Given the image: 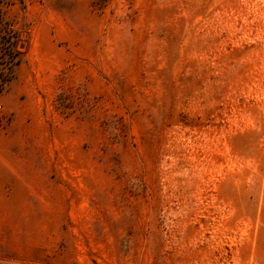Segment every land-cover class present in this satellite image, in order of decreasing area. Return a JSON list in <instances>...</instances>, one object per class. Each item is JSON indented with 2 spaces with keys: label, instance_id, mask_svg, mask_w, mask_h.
<instances>
[{
  "label": "rangeland",
  "instance_id": "rangeland-1",
  "mask_svg": "<svg viewBox=\"0 0 264 264\" xmlns=\"http://www.w3.org/2000/svg\"><path fill=\"white\" fill-rule=\"evenodd\" d=\"M10 72L0 264H264V0H0Z\"/></svg>",
  "mask_w": 264,
  "mask_h": 264
},
{
  "label": "built area",
  "instance_id": "built-area-1",
  "mask_svg": "<svg viewBox=\"0 0 264 264\" xmlns=\"http://www.w3.org/2000/svg\"><path fill=\"white\" fill-rule=\"evenodd\" d=\"M17 61V59H16ZM8 77L11 78V72L5 77L0 80V93L6 88L10 80H8ZM2 110V104L0 103V112Z\"/></svg>",
  "mask_w": 264,
  "mask_h": 264
},
{
  "label": "trees",
  "instance_id": "trees-1",
  "mask_svg": "<svg viewBox=\"0 0 264 264\" xmlns=\"http://www.w3.org/2000/svg\"><path fill=\"white\" fill-rule=\"evenodd\" d=\"M18 60H19V59H17V63L19 62ZM11 77H12V72H11ZM8 80H11V78H10V77H8Z\"/></svg>",
  "mask_w": 264,
  "mask_h": 264
}]
</instances>
